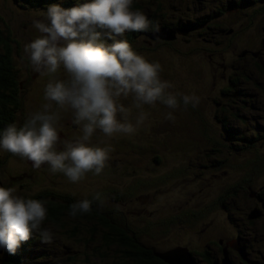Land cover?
<instances>
[{
    "label": "rangeland",
    "instance_id": "obj_1",
    "mask_svg": "<svg viewBox=\"0 0 264 264\" xmlns=\"http://www.w3.org/2000/svg\"><path fill=\"white\" fill-rule=\"evenodd\" d=\"M43 1L34 6L27 0H0V29L11 46L21 92L18 126L45 102L49 77L32 70L24 45L40 35L33 20L42 19L53 4L62 7L64 1ZM65 1L69 4L63 8L90 2ZM133 9L145 12L159 24V31L126 32L123 38L149 61L161 64V78L175 85L173 91L199 97V112L181 105L171 121L165 119L170 110L158 102L144 107L149 119L133 135L109 139L97 131L92 143L110 144L113 151L100 175L89 172L79 183L51 173L49 167L34 169L30 161L2 149L0 172L30 175L25 180L29 186L17 191L26 197L46 192L90 196L92 211L105 214L112 226L157 251L182 247L196 264H209V257L195 253L204 254L206 243L214 239H236L241 248L234 241L235 251L218 255L214 263L223 264L227 256L232 264H249L239 255L244 249L247 260L262 263L264 0H134ZM123 103L129 106L131 98ZM60 123L62 140L80 135L71 113H63ZM97 193L100 200L94 199ZM160 194L164 197L158 203ZM256 210L261 215L250 219ZM42 227L51 229L55 239L45 243L34 232L21 242L27 252L24 264H135L123 260L117 247H106V230L92 219L88 225L64 215L58 221L47 218ZM83 227L90 228L85 237L89 246L84 244ZM3 252L0 249V264L8 255Z\"/></svg>",
    "mask_w": 264,
    "mask_h": 264
},
{
    "label": "clouds",
    "instance_id": "obj_2",
    "mask_svg": "<svg viewBox=\"0 0 264 264\" xmlns=\"http://www.w3.org/2000/svg\"><path fill=\"white\" fill-rule=\"evenodd\" d=\"M133 3L90 0L71 8L53 4L42 19L33 20L40 35L24 45V53L34 72L49 77L45 102L22 125L4 128L0 149L30 161L34 169L47 165L51 173L79 183L89 172L100 175L113 151L110 144L92 143L97 131L109 139L133 135L149 119L146 105H165L170 110L165 119L174 121L181 105L186 109L199 104L196 95L173 91L175 85L161 78V64L149 61L123 38L126 32L159 31V24L134 10ZM129 98L131 104L125 106ZM63 113H71V123L80 132L74 140L61 138ZM17 191L15 186L0 187V247L11 253L34 232L45 243L55 239L51 229L42 227L48 201ZM94 199L100 200V194ZM91 205L88 199L77 201L69 215L88 213Z\"/></svg>",
    "mask_w": 264,
    "mask_h": 264
},
{
    "label": "trees",
    "instance_id": "obj_3",
    "mask_svg": "<svg viewBox=\"0 0 264 264\" xmlns=\"http://www.w3.org/2000/svg\"><path fill=\"white\" fill-rule=\"evenodd\" d=\"M27 1L34 6H38L42 4L43 0H27ZM63 1L64 2H62L63 4L62 7H68L69 4L68 1L65 0ZM12 58L13 56L11 54V46L10 44H8V40L6 36L4 35L3 31L0 29V134H2L4 128L7 125L15 123V121L17 120L18 113L20 112V108L22 106L21 92L19 91L18 80H17L18 75L16 73V70H14ZM192 110H194L195 112L197 111L196 113L199 112L198 106L193 107ZM161 115L159 116L161 117ZM190 150L192 149L190 148ZM228 165L229 164L224 165L226 175L228 174L227 173ZM219 167L221 166L218 165L214 169L216 170ZM236 172L239 171L236 170ZM261 188L264 189V186ZM162 197H164L163 194H160L156 197V200L158 198L157 200L158 203H159V199L161 202V199H163ZM91 208L92 210L95 209L93 205H91ZM92 210H91L90 220L91 219L94 220L95 223H97V225L102 226V228L106 230L105 232L106 234H104L102 241L105 243L106 247L107 246L109 247L111 245L117 247V250L118 252L121 253L122 255L121 258L123 260L129 259L131 260V262L135 264H166L164 260L158 258L155 255V252H161V251L154 252L153 248H149L148 246L140 243L136 238L132 236L131 237L127 236L122 230L112 226L113 224H111V222L108 221L107 218H105L106 217L105 214H100V212H96ZM78 219L82 221V218H78ZM55 221L58 220L55 219ZM242 239L243 238H241V241ZM234 240L235 239H232L230 242H228L226 244V247H223L222 250L216 249L214 252H212V254H216V255H212V257L209 260V264H212L215 261V259H217L219 256H223L224 251L230 253L234 252L235 251V249L233 248ZM5 252L8 255L6 260L4 261V264H24L23 260L27 252H25V249H23V246L21 244L19 248L15 251V253H11L8 250H6ZM6 253H4V256ZM240 257L245 262L249 263L246 259L243 258V256L240 255ZM102 258L106 260L104 256ZM102 258L98 257L99 260H101ZM114 264L117 263L115 262Z\"/></svg>",
    "mask_w": 264,
    "mask_h": 264
},
{
    "label": "flooded vegetation",
    "instance_id": "obj_4",
    "mask_svg": "<svg viewBox=\"0 0 264 264\" xmlns=\"http://www.w3.org/2000/svg\"><path fill=\"white\" fill-rule=\"evenodd\" d=\"M40 169H41V172L45 171L46 169H48V166L44 165ZM43 169H45V170H43ZM30 177L31 176L28 175L25 171H23V172H20V170H18L16 172L12 171V170L11 171H1L0 172V187H13V186H15L17 188V186H19L17 188L18 192L23 191L29 186V183H28L29 181H27V183H25V180L30 179ZM19 193H21V192H19ZM53 193H55L56 195ZM18 195H20V194H18ZM26 196H28V195H26ZM46 197H49V198H46ZM30 198L43 199V200L47 199V201H48V204H47L48 216H47V218L50 220H53V221L55 219L58 220L60 217H62L64 215L70 216L69 211H70V205L71 204H73L77 201L84 200V199L90 200V196L76 197L73 194L70 196L61 194V192H46L45 194L39 193V194H35L33 197H30ZM90 201H92V200H90ZM90 215H91V211L88 213H85V214H78L76 217L82 218V221L86 222L89 225ZM76 230H77V228H75V227L72 228L71 234L74 235ZM206 231L207 232L210 231V228H208ZM89 233H90V228L89 227H83L82 236L84 237V239L87 235L89 236ZM229 240L214 239L213 241L206 243L205 251H203L204 254H201V255L198 253H195V254L199 255L201 257H204L206 260H208L207 258L209 257V260H210L212 255H216V254H212L211 251L214 252L216 249L222 250L223 247H226V244L229 242ZM84 244L86 246H89V239L88 240L85 239ZM155 251H157V250L154 249V252ZM227 253L230 254V252H227Z\"/></svg>",
    "mask_w": 264,
    "mask_h": 264
},
{
    "label": "water",
    "instance_id": "obj_5",
    "mask_svg": "<svg viewBox=\"0 0 264 264\" xmlns=\"http://www.w3.org/2000/svg\"><path fill=\"white\" fill-rule=\"evenodd\" d=\"M175 32V31H174ZM261 215L260 211H255L250 218L254 219ZM1 250L4 251L5 247H0ZM174 250L166 251V252H155V255L164 260L167 264H195L193 261L192 254L186 249L182 247H178ZM218 264V263H217ZM223 264H232L229 258L226 256Z\"/></svg>",
    "mask_w": 264,
    "mask_h": 264
},
{
    "label": "bare ground",
    "instance_id": "obj_6",
    "mask_svg": "<svg viewBox=\"0 0 264 264\" xmlns=\"http://www.w3.org/2000/svg\"><path fill=\"white\" fill-rule=\"evenodd\" d=\"M232 135H233V134H232ZM234 241L237 242L236 245H237V244H238V246L241 245V243H239L238 240L235 239ZM236 245H233V246H236ZM239 247H240V246H239ZM233 248H234V247H233ZM240 248H241V247H240ZM6 250H7V249L5 248V251H6ZM4 253H5V252H4ZM4 253H3V255H4ZM224 253H227V252L224 251ZM241 254H243V255H244L243 258L247 260V258H246V257H248V252H247V250H246V249L242 250ZM241 254H240V255H241ZM5 255H6V254H5ZM241 256H242V255H241ZM247 261L249 262V264H264V261H263L262 263H254V262L251 263L249 260H247ZM212 264H217V263H214V262H213Z\"/></svg>",
    "mask_w": 264,
    "mask_h": 264
}]
</instances>
